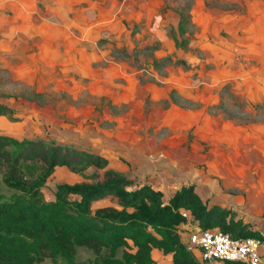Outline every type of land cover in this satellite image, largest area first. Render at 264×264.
Here are the masks:
<instances>
[{
  "label": "rangeland",
  "instance_id": "obj_1",
  "mask_svg": "<svg viewBox=\"0 0 264 264\" xmlns=\"http://www.w3.org/2000/svg\"><path fill=\"white\" fill-rule=\"evenodd\" d=\"M0 109V135L101 153L165 201L194 183L206 206L264 231V0H0ZM10 166L0 159L5 196L19 191ZM18 166L27 183L45 172ZM104 170L57 165L38 195ZM94 259L77 247V262Z\"/></svg>",
  "mask_w": 264,
  "mask_h": 264
},
{
  "label": "trees",
  "instance_id": "obj_2",
  "mask_svg": "<svg viewBox=\"0 0 264 264\" xmlns=\"http://www.w3.org/2000/svg\"><path fill=\"white\" fill-rule=\"evenodd\" d=\"M0 159L11 165L13 183L19 188L7 196L0 194V264H38L46 257L56 264L58 254L67 264H84L75 260L79 246L92 250L99 264H154V247L171 253V263L166 264H203L177 230L187 219L181 209L190 210L203 228L262 236L243 220L228 216L226 209L206 206L194 183L182 184L168 201L162 190L148 183L129 189L131 179L108 167L107 156L91 150L0 135ZM20 160L41 162L45 172L27 183L18 171ZM57 165L73 171L88 166L105 170L100 178L96 172L94 181L60 182L55 199L46 201L38 190ZM70 194L79 198H69ZM108 194L118 197L119 207L92 209L94 201Z\"/></svg>",
  "mask_w": 264,
  "mask_h": 264
},
{
  "label": "built area",
  "instance_id": "obj_3",
  "mask_svg": "<svg viewBox=\"0 0 264 264\" xmlns=\"http://www.w3.org/2000/svg\"><path fill=\"white\" fill-rule=\"evenodd\" d=\"M178 225L186 234V247L207 264H264L262 236L233 235L219 227L203 228L193 215Z\"/></svg>",
  "mask_w": 264,
  "mask_h": 264
},
{
  "label": "crops",
  "instance_id": "obj_4",
  "mask_svg": "<svg viewBox=\"0 0 264 264\" xmlns=\"http://www.w3.org/2000/svg\"><path fill=\"white\" fill-rule=\"evenodd\" d=\"M48 45H50L49 44V42L47 43ZM63 48H64V50H66V51H69V47H68V45H66V46H64L63 45ZM58 57H61V54H59V55H57ZM67 57H68V55H67ZM64 58V57H63ZM109 159V158H108ZM127 178H129V177H127ZM130 179V178H129ZM156 181H157V179H156ZM145 183H148V184H150L152 187H154V188H159V187H157L156 185H154L152 182H150V181H146ZM142 184V183H141ZM160 184L162 185V183L160 182ZM185 184H187V183H185ZM189 184V183H188ZM140 185V184H139ZM129 186V185H128ZM135 186H137V185H135ZM134 186V187H135ZM181 186V185H180ZM179 186V187H180ZM178 187V188H179ZM160 190H161V188H159ZM196 190V189H195ZM198 193V192H197ZM199 194V193H198ZM201 197V196H200ZM103 198V197H102ZM202 198V197H201ZM117 206L119 207V204L117 203ZM116 206V207H117ZM181 211L185 214V215H192L191 214V212H190V210H188V209H181ZM182 238V237H181ZM184 243H185V241H186V236L184 237V240H182ZM157 252L158 254L160 253V254H162V255H170V257H172V255H171V253H164L161 249H159V248H157V247H154L153 249H152V253L153 252ZM153 257V256H152ZM167 263H171V258H170V261L169 262H167ZM166 264V263H165Z\"/></svg>",
  "mask_w": 264,
  "mask_h": 264
}]
</instances>
